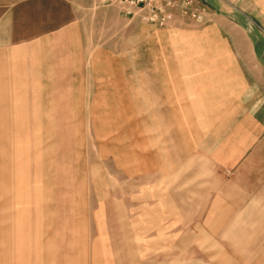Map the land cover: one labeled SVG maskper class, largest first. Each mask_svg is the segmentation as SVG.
Returning <instances> with one entry per match:
<instances>
[{
	"label": "rangeland",
	"instance_id": "1",
	"mask_svg": "<svg viewBox=\"0 0 264 264\" xmlns=\"http://www.w3.org/2000/svg\"><path fill=\"white\" fill-rule=\"evenodd\" d=\"M91 16L101 56L88 111L99 115L33 114L47 111L48 85L37 92L35 85L0 82V250L13 217L30 213L22 209L56 203L84 207L69 218L82 220V214L90 235L100 227L96 264H151L173 252L180 253L178 264H264V212L244 217L205 210L217 184L207 163L205 132L187 130L203 123V116L198 106L183 109L199 100L182 98L184 92L168 98L162 90L173 70L178 76L189 71L168 67L173 63L168 61L199 59L201 52L190 53L188 45L160 40L156 33L203 27L210 16L201 24L157 27L124 17L104 0ZM65 118L67 130H58ZM97 167L99 196L92 186ZM223 217L229 227H214ZM163 241L166 248L159 247Z\"/></svg>",
	"mask_w": 264,
	"mask_h": 264
},
{
	"label": "crops",
	"instance_id": "2",
	"mask_svg": "<svg viewBox=\"0 0 264 264\" xmlns=\"http://www.w3.org/2000/svg\"><path fill=\"white\" fill-rule=\"evenodd\" d=\"M197 1L210 11L211 23L156 33L160 40L188 45L190 53L201 52L199 59L168 61L173 62L168 67H188L189 71L187 76H178L173 70L172 80L168 85L163 82L162 90L168 98L176 99V94L184 92L182 98L199 100L183 109L198 106L203 116V123L192 122L187 130L205 132L207 163L211 180L217 184L205 210L244 213V217L264 212V0ZM100 2L0 0V76L5 77L0 82L35 85L37 92L42 91L39 85H48L47 111L33 114L99 115L88 111L92 109L88 101L95 99L94 68L100 67L101 56L100 32L93 16L89 17ZM184 24L196 23L180 19L170 26ZM64 121L58 130H67L69 120ZM97 168L92 186L99 196ZM83 209L70 210L68 204L56 203L22 209L30 213L13 217L12 230L2 237L0 254L5 260L0 264H87L89 259L96 264L101 258L100 227L90 235L82 214V220L69 218V212ZM92 211L95 217L100 209ZM224 217L213 226L226 230L229 223ZM71 222L76 223L72 229ZM159 247L166 248L164 241ZM178 254L158 255L151 264H178Z\"/></svg>",
	"mask_w": 264,
	"mask_h": 264
},
{
	"label": "built area",
	"instance_id": "3",
	"mask_svg": "<svg viewBox=\"0 0 264 264\" xmlns=\"http://www.w3.org/2000/svg\"><path fill=\"white\" fill-rule=\"evenodd\" d=\"M104 2L119 8L124 17L157 27L170 26L180 19L201 24L206 22L208 17V11L197 0H104Z\"/></svg>",
	"mask_w": 264,
	"mask_h": 264
}]
</instances>
